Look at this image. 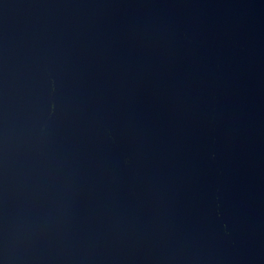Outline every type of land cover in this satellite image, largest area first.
<instances>
[{
  "label": "water",
  "instance_id": "95a60500",
  "mask_svg": "<svg viewBox=\"0 0 264 264\" xmlns=\"http://www.w3.org/2000/svg\"><path fill=\"white\" fill-rule=\"evenodd\" d=\"M0 264H264V0H0Z\"/></svg>",
  "mask_w": 264,
  "mask_h": 264
}]
</instances>
